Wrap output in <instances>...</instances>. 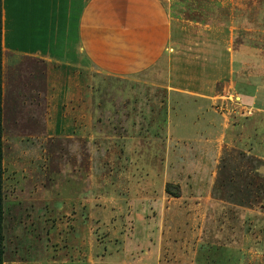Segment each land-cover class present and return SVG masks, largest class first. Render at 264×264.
Instances as JSON below:
<instances>
[{"label":"rangeland","instance_id":"rangeland-1","mask_svg":"<svg viewBox=\"0 0 264 264\" xmlns=\"http://www.w3.org/2000/svg\"><path fill=\"white\" fill-rule=\"evenodd\" d=\"M160 1L168 47L94 74L91 139H3L1 96L3 264H264V0Z\"/></svg>","mask_w":264,"mask_h":264},{"label":"crops","instance_id":"crops-1","mask_svg":"<svg viewBox=\"0 0 264 264\" xmlns=\"http://www.w3.org/2000/svg\"><path fill=\"white\" fill-rule=\"evenodd\" d=\"M170 36L160 0H1L3 139H91L94 74L138 75Z\"/></svg>","mask_w":264,"mask_h":264},{"label":"trees","instance_id":"trees-1","mask_svg":"<svg viewBox=\"0 0 264 264\" xmlns=\"http://www.w3.org/2000/svg\"><path fill=\"white\" fill-rule=\"evenodd\" d=\"M1 0H0V48H1ZM1 62H0V264L4 262V248H3V228H2V158H3V148H2V124H1ZM168 191V186L166 188Z\"/></svg>","mask_w":264,"mask_h":264}]
</instances>
